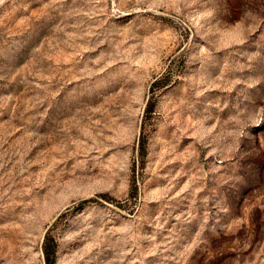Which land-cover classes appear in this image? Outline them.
I'll use <instances>...</instances> for the list:
<instances>
[{"label": "rangeland", "instance_id": "rangeland-1", "mask_svg": "<svg viewBox=\"0 0 264 264\" xmlns=\"http://www.w3.org/2000/svg\"><path fill=\"white\" fill-rule=\"evenodd\" d=\"M264 264V0H0V264Z\"/></svg>", "mask_w": 264, "mask_h": 264}, {"label": "trees", "instance_id": "trees-1", "mask_svg": "<svg viewBox=\"0 0 264 264\" xmlns=\"http://www.w3.org/2000/svg\"><path fill=\"white\" fill-rule=\"evenodd\" d=\"M56 251V244L52 239L51 242L45 239L43 243V253L46 264H54V254Z\"/></svg>", "mask_w": 264, "mask_h": 264}]
</instances>
